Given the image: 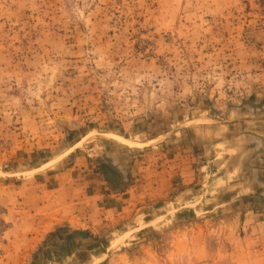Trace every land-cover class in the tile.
I'll use <instances>...</instances> for the list:
<instances>
[{
    "label": "rangeland",
    "instance_id": "374dc122",
    "mask_svg": "<svg viewBox=\"0 0 264 264\" xmlns=\"http://www.w3.org/2000/svg\"><path fill=\"white\" fill-rule=\"evenodd\" d=\"M251 99L264 100V0H0V260L25 246L5 237L27 206L9 187L74 166L106 179L112 153L174 144L191 150V193L177 183L95 228L56 227L20 264H264L245 216L217 208L224 183L207 182L241 138L194 136Z\"/></svg>",
    "mask_w": 264,
    "mask_h": 264
},
{
    "label": "crops",
    "instance_id": "0c3cea01",
    "mask_svg": "<svg viewBox=\"0 0 264 264\" xmlns=\"http://www.w3.org/2000/svg\"><path fill=\"white\" fill-rule=\"evenodd\" d=\"M233 109L236 116L214 118L220 122L219 128L207 130V134L200 130L199 133L194 132V136H202L204 139L206 136L241 138L243 155L235 156L226 162L217 160L219 167L214 173L211 171L210 180L207 182L224 183L225 186H220L217 192V208L234 207L235 217L245 216V226L250 232V238H255L253 242L259 252L264 254V100L253 102L251 99L249 103L243 102ZM209 118L213 120V117ZM215 148L220 150L222 143H217ZM237 150H240V146ZM187 152L191 153V150H183L172 144L167 148L164 145L156 147L151 153V160L147 159L148 153L145 152L133 155L130 151L121 149L117 155L112 153L108 158V161H112V168H120L122 172L127 165L132 168L133 179L131 178L127 185L119 183L121 182L119 172L116 171V175L111 176L110 173L114 172L111 167L108 166L109 178L105 179L93 171L96 167L91 168L87 165L84 169L81 166L63 171L52 169L40 174L43 178L41 182L36 181L34 177L24 183L19 190L9 187L7 191L9 203L17 204L18 197H24L27 205L25 215L20 217V221L15 222L14 229L18 231L5 233V237L9 235L22 238V244L25 245L22 251L21 246L14 249L17 254L21 251L15 264H20L21 257L25 258L30 252L31 245L39 241L38 237L56 227L67 226L74 231L95 228L104 221H111L115 216L126 213L131 205L144 204L148 202L147 200L155 202L166 197L177 183L181 184V187H188L187 193H191L193 160L186 154ZM215 168L213 166V170ZM201 169L208 172L211 167L206 165ZM222 169L225 170V175H220ZM128 176L126 173V178ZM225 188L228 189L226 193L232 194L229 198L220 191ZM203 198L202 193V201ZM258 207L261 209L257 210ZM22 219L24 220L21 222ZM15 242L11 244L15 245ZM19 242L21 240H18ZM241 245L242 243L238 245L239 249L236 252H244ZM6 258L0 260V264H10Z\"/></svg>",
    "mask_w": 264,
    "mask_h": 264
}]
</instances>
